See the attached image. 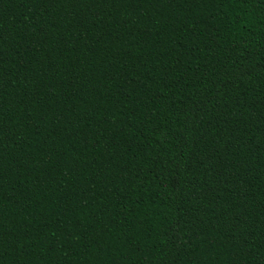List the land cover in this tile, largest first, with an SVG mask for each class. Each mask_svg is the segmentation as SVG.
<instances>
[{"label":"trees","instance_id":"16d2710c","mask_svg":"<svg viewBox=\"0 0 264 264\" xmlns=\"http://www.w3.org/2000/svg\"><path fill=\"white\" fill-rule=\"evenodd\" d=\"M0 264H264V0H0Z\"/></svg>","mask_w":264,"mask_h":264}]
</instances>
